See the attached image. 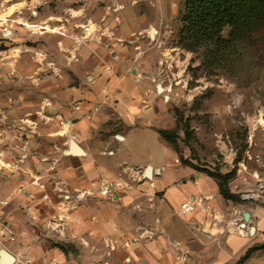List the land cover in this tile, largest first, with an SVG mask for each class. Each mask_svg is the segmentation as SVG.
<instances>
[{
  "label": "crops",
  "instance_id": "obj_1",
  "mask_svg": "<svg viewBox=\"0 0 264 264\" xmlns=\"http://www.w3.org/2000/svg\"><path fill=\"white\" fill-rule=\"evenodd\" d=\"M6 3L0 0V199L21 236L1 248L13 264L22 255L31 264L53 258L62 264H264V201L245 196L256 183L238 184L240 201L225 198L213 177L171 155L176 150L159 133L174 128L176 117L157 44L131 55L137 40L128 39L117 49L107 37L116 24L113 12L89 0L57 12L44 8L38 21L58 31L36 48L16 17L28 25L34 20L8 14L19 7ZM21 3L27 8V0ZM126 168L140 169L145 179L101 196V182L129 181ZM187 201L195 210L185 216L180 206ZM244 211L250 212L245 226ZM65 212L70 221L62 235L49 232L46 224Z\"/></svg>",
  "mask_w": 264,
  "mask_h": 264
},
{
  "label": "rangeland",
  "instance_id": "obj_2",
  "mask_svg": "<svg viewBox=\"0 0 264 264\" xmlns=\"http://www.w3.org/2000/svg\"><path fill=\"white\" fill-rule=\"evenodd\" d=\"M24 1L7 0L6 4L18 3L19 7L16 10L7 9V13L14 11L16 16L22 14L34 20V24L28 21V25L23 17H16L26 24L36 48L38 44L41 47L46 43L44 36L47 33L57 34L58 31L56 27L38 21L40 15L46 12L44 8L57 12L64 5L85 6L89 3V0H77L75 3L72 0H27V8L21 9V5L25 4L20 2ZM185 2L97 0L96 6L114 14L116 24L113 33L107 37L117 43V49L126 46L128 39L137 40V47L128 52L131 55L146 50L148 42L157 44L161 54L158 70L161 69L160 62L164 61L166 64L162 72L171 78L173 85L172 109H178L190 126V138H186L182 129L178 131L177 154L173 152L171 155L179 158L183 165L191 163V159L200 168L211 171L226 168L228 172H234L229 188L237 192L236 196H243L238 184H264V25L254 35L249 51L237 65L227 72L216 70L211 73L201 67L200 53L187 51L179 44L180 17ZM31 9L39 11V15H33ZM122 12L125 13V20V16L129 18L124 30L121 29L122 24L119 25ZM140 16L146 20L137 25L135 21ZM93 30L87 29L86 32L93 33ZM228 31V28L225 29L224 35ZM155 152H159L157 146ZM253 199L264 201L260 197Z\"/></svg>",
  "mask_w": 264,
  "mask_h": 264
},
{
  "label": "trees",
  "instance_id": "obj_3",
  "mask_svg": "<svg viewBox=\"0 0 264 264\" xmlns=\"http://www.w3.org/2000/svg\"><path fill=\"white\" fill-rule=\"evenodd\" d=\"M179 44L187 51L200 53L201 67L209 72H227L249 51V43L264 25V0H186L180 17ZM229 29L224 35V30ZM176 126L160 129L161 136L177 151L178 131L190 138L188 120L174 109ZM195 169L213 177L220 193L227 199L240 201L229 188L234 172L211 171L189 163ZM63 249L65 245H61ZM249 249L243 260L252 253Z\"/></svg>",
  "mask_w": 264,
  "mask_h": 264
},
{
  "label": "built area",
  "instance_id": "obj_4",
  "mask_svg": "<svg viewBox=\"0 0 264 264\" xmlns=\"http://www.w3.org/2000/svg\"><path fill=\"white\" fill-rule=\"evenodd\" d=\"M164 61L160 62L161 71L165 67ZM77 110L80 107L77 105L75 107ZM124 175L127 177L129 181H126L124 177H120L117 180L113 181L112 183H100V194L103 197H110L114 193H117L120 190H130L132 189V181H141L145 179L140 172V169H131L126 168L123 170ZM134 173V174H133ZM47 198V196H45ZM79 200V195L76 196ZM7 205V202L3 199H0V248L5 244V242L15 243L19 240L21 234L16 233L13 228L8 224L4 216V208ZM181 213L185 216L191 215L193 213L194 205L191 204L189 201L182 203L180 206ZM57 219L59 221H57ZM57 219H53L46 224V229L54 234L62 235V231L65 228V223L70 221V214L65 212L61 215V217H57ZM71 238H75L74 235H71ZM260 242L264 243V232L260 236ZM111 250L114 249V246L108 245ZM180 259L185 260V256L180 255ZM21 264H31V261L26 258L25 255L21 257ZM48 264H62L58 258H53Z\"/></svg>",
  "mask_w": 264,
  "mask_h": 264
},
{
  "label": "water",
  "instance_id": "obj_5",
  "mask_svg": "<svg viewBox=\"0 0 264 264\" xmlns=\"http://www.w3.org/2000/svg\"><path fill=\"white\" fill-rule=\"evenodd\" d=\"M158 89H159V91H162V86L158 85ZM71 147H72V149H77L75 146V143L73 141L71 143ZM74 151H79V150H74ZM151 170H152V167L148 166L146 169V176H148V177L150 176ZM249 219H250V212L244 211L243 212V220H244L243 226L246 225V223L249 221ZM0 259H2V262L0 264H13L15 262V258L13 257V255L10 254L4 248L0 249Z\"/></svg>",
  "mask_w": 264,
  "mask_h": 264
},
{
  "label": "bare ground",
  "instance_id": "obj_6",
  "mask_svg": "<svg viewBox=\"0 0 264 264\" xmlns=\"http://www.w3.org/2000/svg\"><path fill=\"white\" fill-rule=\"evenodd\" d=\"M89 31H91V29H89ZM154 32H156V31L154 30ZM260 185H261V187H260ZM253 186H255V184ZM255 187H257V190L247 189L246 190V193H245V196H247V197H250L251 196V197L264 198V196H261L262 190H264V184H261V183L259 184L258 183V184H256Z\"/></svg>",
  "mask_w": 264,
  "mask_h": 264
}]
</instances>
